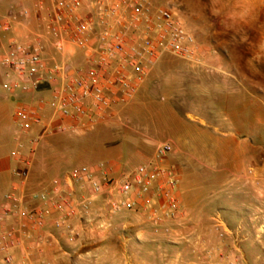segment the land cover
Instances as JSON below:
<instances>
[{"label":"rangeland","instance_id":"obj_1","mask_svg":"<svg viewBox=\"0 0 264 264\" xmlns=\"http://www.w3.org/2000/svg\"><path fill=\"white\" fill-rule=\"evenodd\" d=\"M150 1L155 8L174 10L201 44L203 62L162 55L132 101L123 109L116 108L113 123L88 132L60 133L54 144L60 163L69 172L106 163L109 158L104 153L119 147L135 149L140 139L151 143L171 140L172 160L165 166L178 172L181 194L191 206L190 216L172 233H157L147 215H112L102 201L89 219L73 222L75 242L69 241L66 231H52V237H43L47 239L41 244L43 250L13 251L14 264H22L28 254L29 264H264V174L259 178V190L243 185L249 179L243 183L236 177L258 159H263L264 168V95L245 90L238 97L244 104L228 107L225 88L217 90L219 101L210 98L216 90L206 82L207 75L177 76L195 68L249 64L264 69V0ZM13 2L20 8L18 23L31 22L32 15L43 20L42 37H31L29 42H39L44 54L48 46L54 55L58 46L61 55H70L59 62L68 65L70 73L93 66L87 50L72 44L70 35L64 41L54 36L47 19L52 0L41 11L34 0ZM24 10L30 12L28 17L22 16ZM91 12L86 9L82 15ZM0 14L6 17L10 13ZM100 32L98 29L95 36ZM236 86V91L239 87L243 92L240 83ZM252 151H256L254 155ZM5 195L0 189V211ZM217 216L224 223L220 228L213 219ZM1 233L0 223V264H7Z\"/></svg>","mask_w":264,"mask_h":264},{"label":"built area","instance_id":"obj_2","mask_svg":"<svg viewBox=\"0 0 264 264\" xmlns=\"http://www.w3.org/2000/svg\"><path fill=\"white\" fill-rule=\"evenodd\" d=\"M41 11L47 0H34ZM48 21L54 36L89 51L93 66L70 73L68 65L50 62L39 42L12 41L1 59L10 93L39 95L49 88L51 101L39 99L38 106L21 101L15 123L22 134L43 127L33 140L32 154L40 141L51 135L88 132L111 117V110L130 101L145 82L151 68L164 54H173L201 64L205 53L194 34L168 6L155 8L150 0H52ZM91 9L90 15L82 12ZM30 12L24 10L23 17ZM10 31V19L1 24ZM101 32L97 35V30ZM51 105L47 120L44 111ZM173 144L162 141L153 157L133 169L112 162L76 167L52 182V189L28 196L25 189L29 169L15 171L18 181L5 195L0 211L1 248L7 264H14L15 250H43L46 235L66 231L75 242V220H87L94 203L102 199L110 214L134 212L147 215L157 233L170 234L183 226L178 172L164 165ZM15 156H19L15 154ZM31 164L28 160L27 165ZM264 171V168H263ZM255 168L249 179L255 178ZM216 227L224 225L220 216ZM30 255L22 264H29Z\"/></svg>","mask_w":264,"mask_h":264},{"label":"crops","instance_id":"obj_3","mask_svg":"<svg viewBox=\"0 0 264 264\" xmlns=\"http://www.w3.org/2000/svg\"><path fill=\"white\" fill-rule=\"evenodd\" d=\"M13 1L14 0H0V13L4 11H8L10 13L9 16H2L3 18L0 14V24L8 19L12 21V29L10 31H3L0 27V189L7 194L12 189L13 185L18 181V178L15 176V171L19 169H29L30 179L25 189V193L28 196H31L34 193L50 191L52 189V182L56 178L63 177L68 172V169L60 163L58 159V149L54 144V137L59 134L43 138L38 144L36 151L32 154V147H34L32 145L33 140L42 134L43 127L38 126L35 127L29 134H22L18 125L15 123V113L21 101H25L32 106H38L39 99L41 98L51 101V92L49 88H44L39 95L31 96L22 95L20 92L10 93L5 88L8 80L6 78V70L1 65L2 57L9 49L12 41L16 40L29 42L28 39L31 37H42L40 34L42 31L40 29L42 28V25H44L43 20L34 15L31 17V22L18 23L16 15L20 8H18V6L14 7L15 4ZM22 1L23 0H20V3ZM28 23L32 25L34 30H32L30 25L28 26ZM54 48L56 52H54L53 55V51L50 53L47 46V52H45L47 60L51 62H61L62 60L70 59V55H61L62 51L59 50L58 46H55ZM86 54L89 55V51H86ZM215 60L217 59L213 58V61ZM213 69L214 68H195L191 70H184L180 71L177 76L200 77L207 75L208 77L206 82L216 90V93H210V98H212V100L219 101L220 96L217 93V90L220 87L225 88L227 92L225 99L228 107H234L235 105L242 106L244 102H241L238 97H241L245 90L248 94L256 90L260 94L264 95V69L252 68L249 64L243 67H232L228 69L216 67L214 70ZM152 71L153 67L148 73L143 85L150 78ZM235 83H240L242 85L243 92H239L241 90L239 87V90L236 91L237 86L235 87ZM260 98L261 97L258 99ZM131 101L132 99L127 103L114 107L111 110V117L102 122V127L113 123V120L116 118L118 112L116 108L121 107V109H123L124 105L129 104ZM52 113V107L48 104L44 111V115L47 120L50 118ZM121 125L124 126V123H121ZM179 137L180 136H178V138ZM168 141L171 142V140ZM159 142L162 141L156 140L154 143H151V141L140 139L138 140L136 146L137 148L135 149L125 150L122 147H119L115 148L113 151L104 153L103 156L105 158H109L108 162L119 164L127 169H133L146 163L153 157L156 145ZM253 150L255 149L253 148ZM252 152L254 155L256 151ZM15 154H18L19 156H15ZM28 160H31V164L29 166L27 165ZM171 160L172 159L168 157L164 165L169 166ZM262 161L263 159H258L248 165L247 168L244 167L242 176H236L237 179H240L239 181L244 183V179H249L250 170L255 168L257 170L255 178L249 179V182L244 183L243 185L248 186V188L259 190L260 187L258 186H261L259 178L264 174ZM180 196L182 200V209L188 216H190L192 211L191 206L183 198L181 191ZM101 202L102 199L97 200L94 203L93 208L95 209L96 206L101 204Z\"/></svg>","mask_w":264,"mask_h":264}]
</instances>
